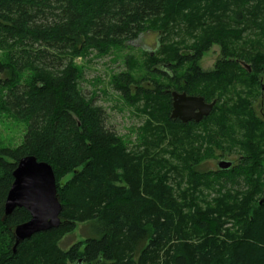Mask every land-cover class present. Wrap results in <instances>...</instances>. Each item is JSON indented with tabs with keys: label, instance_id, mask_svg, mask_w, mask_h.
Here are the masks:
<instances>
[{
	"label": "trees",
	"instance_id": "16d2710c",
	"mask_svg": "<svg viewBox=\"0 0 264 264\" xmlns=\"http://www.w3.org/2000/svg\"><path fill=\"white\" fill-rule=\"evenodd\" d=\"M149 32L154 52L111 80L146 118L132 147L83 94L76 60ZM215 45L220 60L204 72ZM263 76L264 0H0V109L27 126L20 146L0 147V264H264ZM172 92L215 106L184 124L171 119ZM217 150L240 154L203 172ZM28 156L52 166L62 223L14 251L31 216H5V204ZM202 190L215 200L198 201ZM79 224L89 237L62 249Z\"/></svg>",
	"mask_w": 264,
	"mask_h": 264
},
{
	"label": "rangeland",
	"instance_id": "374dc122",
	"mask_svg": "<svg viewBox=\"0 0 264 264\" xmlns=\"http://www.w3.org/2000/svg\"><path fill=\"white\" fill-rule=\"evenodd\" d=\"M158 37L157 34L149 32L128 43L126 48L119 47L105 56H99L96 52H89L87 59L78 58L76 60L79 66L84 67V78L81 83L83 94L87 98H95L94 104L105 110L106 127L120 135L132 147L137 143L140 136L139 131L144 127L146 118L141 114L139 107L129 106L121 98L111 85V80L114 75H118L127 69L125 60L128 57L134 58L138 62L142 57V51L154 52L159 42ZM220 57L221 49L219 46H213L199 62L200 69L204 72L213 71ZM262 81L264 82V76ZM253 108L258 117L264 120V92L263 96H259L253 102ZM19 117V115L0 109V147L16 148L22 144L27 126ZM239 154L238 152L225 153L217 150L213 158L205 161L201 170L203 172H218L217 166L220 162H237ZM68 179L70 177L66 178L64 182ZM232 189L233 187L228 188V190ZM216 195L215 192L202 190L197 199L200 202L202 199L212 202ZM204 205L206 208L207 204ZM88 228V224H79L73 233L64 237L60 243L61 248L68 250L75 244L85 241L90 235Z\"/></svg>",
	"mask_w": 264,
	"mask_h": 264
},
{
	"label": "water",
	"instance_id": "95a60500",
	"mask_svg": "<svg viewBox=\"0 0 264 264\" xmlns=\"http://www.w3.org/2000/svg\"><path fill=\"white\" fill-rule=\"evenodd\" d=\"M172 120L184 124L200 123L208 117L215 102L208 104L202 97L188 96L185 93L172 92ZM233 162L222 161L220 171H228ZM14 182L8 192L5 204V216L16 209L26 210L31 218L15 228V247L33 236L60 227L62 204L58 198L57 181L54 170L46 162H40L34 156L21 159L13 173Z\"/></svg>",
	"mask_w": 264,
	"mask_h": 264
},
{
	"label": "flooded vegetation",
	"instance_id": "af4514ba",
	"mask_svg": "<svg viewBox=\"0 0 264 264\" xmlns=\"http://www.w3.org/2000/svg\"><path fill=\"white\" fill-rule=\"evenodd\" d=\"M244 66V68H246L248 71H250V66H248L247 64H244L243 65ZM234 163V162H233ZM218 167V166H217ZM218 171H220L219 169H218Z\"/></svg>",
	"mask_w": 264,
	"mask_h": 264
}]
</instances>
